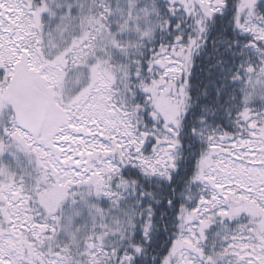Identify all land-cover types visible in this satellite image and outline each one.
Segmentation results:
<instances>
[{"label":"snow or ice","instance_id":"obj_1","mask_svg":"<svg viewBox=\"0 0 264 264\" xmlns=\"http://www.w3.org/2000/svg\"><path fill=\"white\" fill-rule=\"evenodd\" d=\"M0 264H264V0H0Z\"/></svg>","mask_w":264,"mask_h":264}]
</instances>
